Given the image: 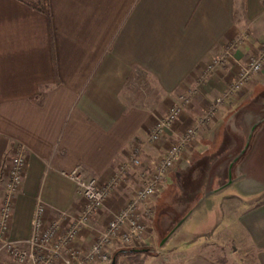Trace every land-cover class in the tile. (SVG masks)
Listing matches in <instances>:
<instances>
[{
  "label": "crops",
  "instance_id": "crops-1",
  "mask_svg": "<svg viewBox=\"0 0 264 264\" xmlns=\"http://www.w3.org/2000/svg\"><path fill=\"white\" fill-rule=\"evenodd\" d=\"M37 1L0 0V210L17 145L25 146L28 160L9 223V236L16 242L30 237L39 198L46 203L48 219L61 211L80 212L83 199L67 176L74 168L80 166L102 185L134 147H143L146 163L165 149L169 140L155 146L147 138L178 95L196 86L211 59L232 40L242 36L233 54L238 58L249 54L246 44L251 40L264 41V0H48V12L32 5ZM235 74L220 67L201 85L194 97L197 105L193 102L183 111L182 124L176 123L171 136L177 137L185 125L198 126L200 121L190 114L222 97ZM145 79L156 95L144 98L131 91ZM240 89L239 98L247 91L264 96V69ZM248 109L256 114L250 129L261 124L255 130V145L264 133L258 131L264 118L256 119L264 112V102ZM219 121L204 124L210 127L208 138ZM242 129L241 120L235 133L245 135ZM234 170L232 165V184L243 179L235 177ZM245 183L253 188L264 185ZM136 185L132 175L116 189L82 230L81 245L105 229ZM215 193L204 195L184 222ZM243 206L229 217L226 206L216 204L205 225L213 230L214 223L226 218L221 227L232 235V250L214 256L209 249L181 247L145 255L142 264H264V200ZM0 260L12 261L6 253Z\"/></svg>",
  "mask_w": 264,
  "mask_h": 264
},
{
  "label": "built area",
  "instance_id": "built-area-1",
  "mask_svg": "<svg viewBox=\"0 0 264 264\" xmlns=\"http://www.w3.org/2000/svg\"><path fill=\"white\" fill-rule=\"evenodd\" d=\"M240 39L232 41L223 52L214 56L207 65L195 87L187 89L175 101L165 116L156 121L149 131L147 142L156 144L173 131L183 111L199 92L200 86L208 83L215 72L231 57ZM264 69V43L248 62L239 63L237 72L225 95H229L262 72ZM224 96L216 100L200 122L213 119ZM196 125L187 127L168 147L144 164L142 146L133 148L128 160L123 162L105 183L88 175L80 166L67 174L75 182L77 192L83 199L78 213L61 211L54 219H48L46 203L39 198L36 202L33 227L30 237L24 242L13 241L9 236V223L13 213L15 196L21 189L27 170L26 148L17 145L11 158L8 182L0 210V254L6 253L11 262L0 260V264H110L115 252L120 249L146 248L154 243L151 228L150 203L164 189L170 173L183 153L193 144ZM137 177L134 193L108 222L105 229L86 246L78 241L90 221L99 213L106 200L130 176Z\"/></svg>",
  "mask_w": 264,
  "mask_h": 264
},
{
  "label": "rangeland",
  "instance_id": "rangeland-1",
  "mask_svg": "<svg viewBox=\"0 0 264 264\" xmlns=\"http://www.w3.org/2000/svg\"><path fill=\"white\" fill-rule=\"evenodd\" d=\"M241 37L242 36H239L236 39L238 40ZM254 41L251 40V43L247 41L248 43L246 45L249 49V54L241 58L235 57L233 55V57L229 58L221 67L229 69L232 72L234 70V73H236L239 63L243 64L245 62H248L257 54L264 43V41L261 40ZM240 46L241 42L239 43V46L236 47V49H238V47ZM256 46L257 50L254 51V48ZM255 78H253L251 81H253ZM238 90L229 95H222L225 97V101L229 99H231V101H227L226 104L224 101V104L222 103L218 106L217 117L214 116L215 118L213 119L207 120L205 122H199L200 118L206 114L210 107L212 108L216 106V102L212 103L210 106L209 104H207V107L209 108H207L206 110L204 109L205 111L200 110L199 113L192 114L194 112L193 111L190 114L195 118V122H199L198 126L196 125V138L193 144L189 146V148L176 162L174 169L168 177L164 189L149 205L152 210L151 228L152 233L155 236V242L152 246L148 247L151 249V254H157V252L162 250L174 251L181 247L189 248L190 246H192L189 249L190 251L209 249L210 253L214 256L221 255L223 251L226 252L232 250V235L225 230V227H221V224L226 221V218H224V220L219 223H214V231L212 230V228H206L205 225L211 217V211L215 208L216 204H219L221 206L225 205L227 210L225 214H229V217H232L233 215H237L236 213L244 207L243 205H252L264 200V185L253 188L252 186L246 185L245 180L239 179L234 184L227 186L226 188L216 192L214 195L206 199L202 203V205L195 211V213H193L191 217L187 219L186 222H184L177 229V231L170 236L171 241L169 242V245L167 246L165 244L163 247H160L162 238L167 236L171 232V230H173V228L178 224V222L182 218H184L205 195L209 170L213 163L217 159H219V157L223 156L233 148L234 138H232V134L237 132L235 130H238V128L240 127L241 120L243 124L242 132L244 131L243 134L245 135L248 134L251 124L255 121L254 117H256V114L248 109V106L259 103L261 104V102H264V96L253 95L251 93H248L249 91H247L245 93L246 97L239 98L238 92L242 89H240L239 91ZM131 91L135 95H142L144 98H148L153 94L156 95L154 92L155 89L152 88L151 83L147 82L146 79L144 82L140 83V85L136 86L135 88H131ZM131 91L129 90L130 93ZM182 93L184 92H181L178 96H180ZM178 96H176V98ZM193 102L196 106L197 102L194 100V98L192 99V105ZM227 106H229V109L223 108ZM219 108L223 112L221 113V115H219ZM228 116H232L233 120L236 122V125L234 124L233 126L228 122ZM259 117L260 116H258L256 119H258ZM218 118H220V121L218 123L217 130H215L213 137H211L210 139L208 138L209 136L207 134V131L210 130V127L205 125L215 122V120ZM177 124H182V118L178 120ZM185 126L186 127L182 130V132L178 133L177 137L171 136L175 132L174 130L170 131L168 135L163 138V141L169 140L165 142L166 147L167 145L169 146L170 143H172L176 138H178L179 135H182L185 132L187 125ZM161 141L152 145L156 146L160 144ZM163 151L164 149H161V151H158L151 157H156ZM144 164L147 163L144 162ZM233 175L235 176L236 173H234ZM227 181L228 164L225 163L221 165L216 172L214 188H219V186L224 185ZM231 194L237 195H235V197H232L230 196ZM215 227H221L223 229H220V231L217 232L215 231ZM203 230H206L205 232L210 230V232L201 233L202 235H194V233ZM196 242H201V244L193 245ZM242 255L244 257L245 252H243Z\"/></svg>",
  "mask_w": 264,
  "mask_h": 264
},
{
  "label": "water",
  "instance_id": "water-1",
  "mask_svg": "<svg viewBox=\"0 0 264 264\" xmlns=\"http://www.w3.org/2000/svg\"><path fill=\"white\" fill-rule=\"evenodd\" d=\"M262 121H264V119L261 120V122ZM235 154H236V151L231 150V151L227 152L226 154H224L223 156H221L219 159H217L213 163V165L211 166V168L209 170V173H208L205 197L217 192L218 190H220L222 188L227 187L228 185H230V184H232L234 182V179L232 178V174H231V167H232L233 163L236 161V159L230 165V175H229L228 182H226L224 185L220 186L219 188L215 189L213 187L214 186L215 175H216V172H217L218 168L224 162H226L228 159H231ZM244 167H245V172H244L243 176L250 177L251 180L253 182H255V183L264 184V133L261 134L257 138L256 143L254 145V148L252 150V153L249 156V158L246 160V162L244 164ZM240 177H242V176H240ZM186 218H187V216L182 218L178 222V224L173 228V230H171V232L167 236L162 238L161 243H160V247H163L166 244L169 236L178 227H180L183 224V222L185 221ZM111 264H116V256L113 257V260H112Z\"/></svg>",
  "mask_w": 264,
  "mask_h": 264
},
{
  "label": "flooded vegetation",
  "instance_id": "flooded-vegetation-1",
  "mask_svg": "<svg viewBox=\"0 0 264 264\" xmlns=\"http://www.w3.org/2000/svg\"><path fill=\"white\" fill-rule=\"evenodd\" d=\"M257 115L264 118V112H259L257 113ZM260 125H257L256 127H254V129H250L247 135H242L238 133L232 137L234 138V146L231 150L236 151V154L232 157V159H230V161L227 162V164L229 167L232 160L234 161L236 159V161L233 163V168L235 169L234 171L236 172L235 177L242 176L241 178L248 180V181H252L250 177L243 176L245 172L244 164L252 153L255 134H256L255 130ZM262 129H264V126L263 127L261 126V128L258 131Z\"/></svg>",
  "mask_w": 264,
  "mask_h": 264
},
{
  "label": "trees",
  "instance_id": "trees-1",
  "mask_svg": "<svg viewBox=\"0 0 264 264\" xmlns=\"http://www.w3.org/2000/svg\"><path fill=\"white\" fill-rule=\"evenodd\" d=\"M32 5L43 12H48V0H38ZM149 254H151V249L148 247L128 248L118 250L114 256H116V264H142L144 256Z\"/></svg>",
  "mask_w": 264,
  "mask_h": 264
}]
</instances>
